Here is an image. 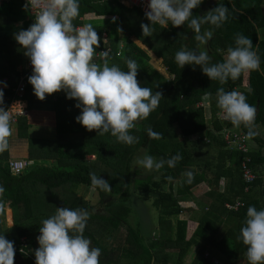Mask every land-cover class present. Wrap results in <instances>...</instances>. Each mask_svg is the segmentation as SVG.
I'll use <instances>...</instances> for the list:
<instances>
[{"label":"trees","instance_id":"trees-1","mask_svg":"<svg viewBox=\"0 0 264 264\" xmlns=\"http://www.w3.org/2000/svg\"><path fill=\"white\" fill-rule=\"evenodd\" d=\"M212 1L201 0L198 7L191 9L193 16L203 15L222 4L227 8V19L220 27L202 24L201 32L208 29L212 35L198 48L199 42L194 39L192 30L191 37L187 38L182 25L169 24L161 28L151 24L150 35H144L140 25H147L149 21L136 6H127L118 0H79L74 26L83 25L88 13L116 16L114 25L91 24L100 41L94 46V52L105 45L103 32H106L107 42L114 50L105 58L109 65L116 64L126 71L125 59L135 60L138 84L159 91V104L147 118L136 121L129 130L135 142L124 144L107 132L86 130L74 119L80 109L74 106L73 98L65 97L63 90L45 94L41 100L34 95L28 82L20 96L27 101V113L18 115L15 133L28 140L27 159L33 162L21 173H13L9 167L8 147L0 152V234L15 246H21L24 238L33 254L38 247L36 236L42 219L54 214L57 207L84 208L89 216L83 235L100 249L99 264H215L213 259L222 264H248L246 246L237 236L246 208L249 205L257 209L264 207V180L258 174L245 190L247 184L241 169L244 153L226 145L225 128L234 126L222 118L215 100L219 87L243 93L256 109L253 125L264 126V36L261 33L264 0H214L206 9ZM22 5L23 0H9L0 6V81L7 84L2 88L7 98L0 99V107L6 110L12 99L19 98L15 93L21 74L17 66L27 57L13 34L34 22L27 18L28 9ZM237 33L249 37L260 63L256 70L244 71L236 80L220 84L209 80L198 65L193 68L186 64L180 68L174 60V53L183 47L206 49L210 63L222 61L223 53L234 46ZM133 37L162 58L171 77L159 72L157 78L150 75L149 54ZM120 40L125 45L117 55L115 51ZM102 62L99 59L96 64ZM206 94L211 98V124H208L205 108L199 105ZM149 127L160 134L158 139L148 137L145 129ZM240 129L247 132L242 125ZM192 135L197 137L190 140ZM252 138L258 147L250 152L251 163L259 173L264 162L261 154L264 139L257 134ZM176 153L181 159L174 167L165 165L159 170L145 172L135 166V160L144 155L167 159ZM89 155L94 157L88 158ZM89 172L104 178L110 186L107 192L94 187L103 203L100 211L76 190L80 183L92 186ZM188 172H191L190 178ZM201 182H205L209 190L198 199V208H184L181 200L189 199L192 188ZM136 190L151 199L159 212L158 228L153 236H144L139 227L129 222L135 209L132 194ZM237 199L243 202L237 209L226 207V202ZM7 202L14 217L11 227L3 223ZM184 209L192 212L189 219L180 216ZM190 220L196 221V225L188 235ZM193 248L197 250L188 263L185 258ZM13 264L33 262L16 251Z\"/></svg>","mask_w":264,"mask_h":264},{"label":"clouds","instance_id":"clouds-1","mask_svg":"<svg viewBox=\"0 0 264 264\" xmlns=\"http://www.w3.org/2000/svg\"><path fill=\"white\" fill-rule=\"evenodd\" d=\"M200 3L201 0H147L144 16L149 23L140 25L142 33L149 36L151 24L161 28L183 24L192 30L199 48L212 35L208 29L201 32V25L220 27L227 19V8L222 4L203 15L193 16L191 9ZM22 7L34 12V22L13 35L32 66L27 80L34 95L42 100L45 94L63 90L65 97L73 98L74 106L80 109L74 119L86 130L107 132L120 143H134L135 138L129 130L136 121L147 118L161 98L159 91L138 84L135 60L125 59L126 71L116 64L109 65L108 60L103 59L106 52H101L103 62L100 65L92 62L94 46L100 41L91 25L74 26L73 20L79 14V0H25ZM174 60L180 68L186 64L193 68L198 65L209 80L220 84L229 79L236 80L244 71L256 70L260 63L252 41L239 33L222 61L210 63L206 49L183 47L174 53ZM0 84L6 87L3 81ZM2 95L0 88V98ZM215 103L223 119L247 129L246 137L256 135L253 131L256 109L243 93L219 87ZM207 114L211 115L210 112ZM10 119L9 112L0 107V152L8 147ZM145 131L149 138H159L160 134L150 127ZM180 159L179 153L167 159L144 155L135 160V166L145 172L156 171L165 165L174 167ZM187 176L190 178L191 172ZM88 177L93 187L105 192L110 190L108 181L96 173L89 172ZM88 216L89 212L84 208L62 206L42 219L36 236L38 247L33 250L35 264H99L100 249L90 247L91 241L83 235ZM237 240L246 246L248 264H264V207L257 209L249 205L246 208ZM13 257L12 241L0 234V264H13Z\"/></svg>","mask_w":264,"mask_h":264},{"label":"rangeland","instance_id":"rangeland-1","mask_svg":"<svg viewBox=\"0 0 264 264\" xmlns=\"http://www.w3.org/2000/svg\"><path fill=\"white\" fill-rule=\"evenodd\" d=\"M84 19V24H115L117 23V17L116 16H109V15H97L94 13H88L86 14ZM82 25V26H83ZM262 35L264 36V29L261 30ZM133 40L141 46L147 54H149V65L148 66V72H150L151 76L157 78L158 72L162 74L165 77H171L169 72L166 69V66L164 65L162 58L156 56L152 52V50L142 43L139 39L136 37H133ZM226 56V53H225ZM156 71V72H155ZM26 101L24 99L16 100L15 103H12V108L21 109L25 107ZM208 120V124H211V117H206ZM258 126L261 128V124H258ZM264 127V126H263ZM240 126H234V129H239ZM197 137V135H192L189 139L194 140ZM255 141L251 140L249 142V145L252 147H256L254 144ZM93 155H89L88 158H93ZM142 168H137V170H141ZM141 175L142 172H139ZM224 182V180H222ZM76 190L79 194H83L86 198H88L90 204L95 208H98L99 211L103 210V203H100L101 200H99L98 195L95 193V188L93 186H89L83 183L76 185ZM208 190L207 184H198L192 188V193L190 194V198L186 200H181V204H183V207H191L195 202L204 196L205 192ZM204 192V193H203ZM132 198L135 199V206L134 211L129 216V222L130 224L134 225L135 227H139L143 233L144 236L150 237L153 236L154 231L158 228V220H159V212L155 206L151 203V199H148L143 196V194H140L139 191H134L132 194ZM191 211L188 209H184V211L180 214L182 218L189 219L191 217ZM195 222L189 221L188 225V235L191 234L195 227ZM125 230V227H123ZM152 231V232H151ZM150 233V234H149ZM90 247H93V243L91 242ZM197 248H193L190 250V252L187 254L185 261L190 263L196 253ZM115 264V263H114ZM119 264V263H117ZM222 264V263H221Z\"/></svg>","mask_w":264,"mask_h":264},{"label":"built area","instance_id":"built-area-1","mask_svg":"<svg viewBox=\"0 0 264 264\" xmlns=\"http://www.w3.org/2000/svg\"><path fill=\"white\" fill-rule=\"evenodd\" d=\"M9 0H0V6ZM24 4H25V0ZM120 3L127 5V6H136L140 8L143 12L147 10V0H118ZM34 12H31L30 8H28V17L32 21H34L33 18ZM103 41L105 45L94 52L95 58L92 62L97 63L99 59L102 60L101 52H106L107 56L114 52L111 45L108 44V34L106 32H103ZM125 43L120 40L117 44V50L115 51V54L120 55L121 51L124 48ZM106 56V57H107ZM104 57L103 59H105ZM31 64L28 59V57H25L24 62L20 65L19 71L21 72L20 78L18 81L17 86L15 87V93L19 96V98H15L16 100L22 99L20 96L24 94L25 88L28 84L27 77L31 74ZM14 99V100H15ZM199 105L203 106L206 110V113H211V102L209 99V95L206 94L200 101ZM207 106V107H205ZM27 113L26 106L21 109H13L12 113L10 114V122H15L17 120L18 115ZM211 116V115H207ZM245 131L242 129H234V128H225V139H226V145H228L231 149H238L244 153L242 162H241V169H242V175L244 178L245 183L247 184L245 187V190L247 191L250 187V184H252L256 178L258 177V173L256 170H254L252 166V157L250 155V150L252 149V146L249 145V142L253 140L252 137H246ZM32 159H27V157H17V158H11L9 159V167L13 173H21L23 169L28 166V164L32 163ZM243 202L240 199H237L235 202H226L225 205L229 209H237L239 206H241ZM23 243L21 246H15L13 245L14 253L16 251L21 252L25 254L26 256L30 257L32 259L33 264H35V258L34 255L30 252V247L27 248V243L25 242L24 238H22ZM213 262L215 264H221V262L218 259H213Z\"/></svg>","mask_w":264,"mask_h":264},{"label":"crops","instance_id":"crops-1","mask_svg":"<svg viewBox=\"0 0 264 264\" xmlns=\"http://www.w3.org/2000/svg\"><path fill=\"white\" fill-rule=\"evenodd\" d=\"M263 8H264V3H263ZM82 26V25H80ZM264 29V28H263ZM25 60V58H24ZM23 60V62H24ZM22 62V63H23ZM22 63H19L18 66H17V69L19 70V67ZM7 80V77L4 78ZM7 86V84H6ZM5 87L4 85L0 84V88H3ZM7 98V96L5 95H2V98L0 99H5ZM210 101H211V98L209 97ZM25 100V99H24ZM16 101V99H12L10 101V104H9V107L7 109V111L9 113H12V103L14 104ZM26 101V100H25ZM25 106H26V109H27V101L25 103ZM16 110V108H14ZM26 114V113H25ZM16 122V121H15ZM15 122H10V128H11V135L9 136L8 138V151H9V159L11 158H17V157H28L29 156V149H28V140L25 139V138H21V137H18L15 133ZM253 128L256 132V134L261 137L262 139H264V127L261 126V128L258 126V124H255L253 125ZM254 140V139H253ZM255 141V140H254ZM257 147L258 145L256 144V141L254 143ZM254 147H252V149L250 151L253 150ZM261 154L264 156V144L261 148ZM257 172V171H256ZM258 173V172H257ZM259 176H262L263 177V180H264V162L261 163L260 167H259ZM222 180H224V178H222ZM221 180V183L224 184V182H222ZM199 184H206L205 182H201ZM208 186V185H207ZM208 190H209V186H208ZM207 190V191H208ZM207 191H204L205 193ZM203 192V193H204ZM88 199V198H87ZM200 199V198H199ZM198 201V200H197ZM197 201L195 203H197ZM193 206H195L196 208H198V205L197 204H194ZM4 209H5V213H4V219H3V223L6 225V227H11L13 224H14V217H13V211L11 209V207L9 206V202H7L5 205H4ZM192 222H195L196 224V221L194 220H191Z\"/></svg>","mask_w":264,"mask_h":264},{"label":"flooded vegetation","instance_id":"flooded-vegetation-1","mask_svg":"<svg viewBox=\"0 0 264 264\" xmlns=\"http://www.w3.org/2000/svg\"><path fill=\"white\" fill-rule=\"evenodd\" d=\"M213 2H214V0H213L210 4H207V5L205 6V8L208 9V8L213 4ZM263 9H264V8H263ZM182 26H183V31H184V33H186V37H187V38L191 37V35H192V33H191V29L188 28V27H186V25H183V24H182ZM223 56L225 57V53H223Z\"/></svg>","mask_w":264,"mask_h":264}]
</instances>
